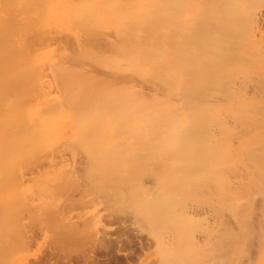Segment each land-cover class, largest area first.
<instances>
[{
  "label": "bare ground",
  "instance_id": "6f19581e",
  "mask_svg": "<svg viewBox=\"0 0 264 264\" xmlns=\"http://www.w3.org/2000/svg\"><path fill=\"white\" fill-rule=\"evenodd\" d=\"M167 22H170L171 26H168L169 23ZM108 25L111 28L113 27V30L110 29V32H114V35H111V37L114 36L115 39L113 37L114 40H107L105 38L107 41H105L103 49L100 46L103 50L100 51L98 37L100 34L104 36L102 30ZM104 37H106V33ZM61 38H65L68 41L71 39L68 43L71 47H66L67 41L65 42L64 39L65 43H62ZM187 39L189 40V44L187 43ZM59 40L62 43L61 45L58 44L60 43ZM188 47L189 49L186 52L185 49ZM84 62H90V64L88 63L90 66L92 63L93 65H98L100 72V67L116 71L127 69L130 73L138 74L139 77L152 80L154 84L151 85L159 86L162 89L165 88L163 89L165 90L163 93H167L168 90V93L170 92L172 96H177L176 100L180 98L182 103L180 102L181 104L178 105L179 102H177L174 105L169 102L170 100L166 99L167 101H164L160 99L157 92L160 93L162 90L154 91L155 94H152L154 93V88H152V93H146L143 89L142 91L139 90L136 84L141 83L138 86H142L143 82L137 83L135 81L139 79H137L138 76H135V79L133 75L134 79L132 78V80L134 81L132 83L135 82L136 84L134 87L132 85L135 89L131 88L130 75L132 74L129 71L126 72L130 74V80L127 77L128 73L124 72L120 80L117 77L118 72L117 74L114 72L116 75L112 76L111 73V80H108L107 77L108 81L106 79L103 80L105 77H102L103 79L100 81L101 78L99 76L100 80L97 81L98 78H94L93 74L91 76L87 74L89 70L85 73L86 71L84 70L86 69L82 67ZM104 69L103 71H106ZM107 72L109 73L108 70ZM95 75L98 76L97 72ZM103 75L104 73L101 76ZM124 77L125 79L127 77V80H129L130 88H127L129 87L127 86V80L124 79L125 82L127 81V85L125 83L122 84ZM252 77L257 79L255 82L259 81L255 88L257 87L256 89L259 92L261 90V94L264 93L262 92L264 90V0H0V167L3 170L4 167L1 166L3 163L17 162L16 160H20L19 158L23 154V156L26 154V157L29 159L33 151V143L31 144V141L39 136L45 142L48 138L50 126L59 127L58 125L61 120L65 121V124H68L70 114L72 113L76 114L78 118L77 125L73 123L75 128H80L82 131L88 133L93 132V130L97 132L103 130L104 132L97 134L94 140L97 143H103L102 145L117 146V150L118 145L120 147V145L126 143L125 139L133 138L132 140H135V143L137 140L143 143L145 141H153L157 138L158 133L161 134L160 129H163V131L161 130L162 132L168 131L170 133L169 130L191 129L193 126L196 130L199 126L203 129L202 127L206 128L208 124L214 123L215 126H219L222 129L220 131L223 134L218 132L222 134L221 136L219 134L221 138L200 139L207 147L204 155H206L208 163L213 164L218 162L217 164H213L215 166L211 168L214 169V172L215 170H220L221 172H219L222 174L221 180L218 179L219 182L216 179L213 181L214 185L216 187L221 186L220 190L224 194V190L230 187L228 186L229 182L226 181L227 179L225 180L227 174L229 176V173H235L234 178L239 179V182H236L237 185H234L235 183H232L234 186L229 185L233 188L237 187L236 190L240 193V196L239 194L235 198H233L235 195L232 196V201L228 199V196L226 206L230 205L233 199L236 200L234 201L235 205H239L238 208L245 207L247 209L249 203L253 207L256 204L264 206V95H259L260 93L256 89L255 92L258 93H255L257 94V98L256 95L254 97L253 92L251 94L250 92L248 93L256 84L253 85L251 83ZM235 80H241V82L249 80L253 86H249V90V87L245 88L247 90L246 93L250 94V97L253 95L252 99H248L249 95L247 94L241 95V91L237 88L234 89L236 93L228 90L230 86H227V83L229 81L237 82ZM119 81H121V87L123 88L116 86ZM140 81H142L141 78ZM147 81L149 80H144V84ZM177 81L180 82L179 85ZM191 83L195 85L194 87L192 86L193 88L191 87ZM118 85L120 86V84ZM238 85L241 87L240 84ZM146 86H148L147 83ZM146 86L144 87L145 89ZM233 87L230 89H233ZM245 88L243 86V91ZM149 89H151V86ZM171 95L169 94L168 96ZM244 96L247 97L245 98ZM222 98L227 103L226 107H220L218 103V105L215 104V99L222 100ZM171 99L173 100V98ZM225 115L231 116L230 118L234 119L231 122L232 128L231 125L227 127L228 123L223 124V120L225 119V117L223 119V116ZM61 124L63 123L61 122ZM114 129H117L114 133L119 132V135H123L124 131L127 130H131L132 132H125L126 136L123 135L125 137L123 138L122 136V141L119 143V141H114L116 135L119 137L118 134H108V132ZM156 131L157 133H155ZM191 131L193 130L191 129ZM86 132L84 134H87ZM169 133H166V135H169ZM95 134H88V136L90 135L91 137ZM168 135L167 142H165H169V144L172 141H176L175 135L179 138L184 137V134L181 135V133L172 135L171 132L172 136L168 137ZM201 135L199 136L201 137ZM199 136L193 139L196 140ZM90 137L86 139V137L79 135L77 140L83 142L88 139L90 140ZM158 137L160 138V136ZM232 137H236L237 139V146L235 148L231 146L233 145L232 143H235V140L234 142L230 141ZM162 138L159 140L162 141ZM34 141L36 143L42 142ZM65 141L68 143V140ZM163 142H157L159 145L155 144L156 146H164ZM45 143L42 145H45ZM77 143L79 144V142ZM69 145L72 146V144ZM102 145L98 147L102 148ZM197 145L199 144L197 143ZM29 146L32 150L29 149ZM165 146L168 145L166 144ZM74 147L76 146L74 145ZM78 147L76 150H78ZM112 147H110L111 150L109 149V151L107 148V151H104V153L102 150L100 155L103 158L109 155V159L113 152L112 149H114ZM26 149L29 151L26 152ZM159 149L161 150L162 148H158L157 151H160ZM172 150H175V148ZM96 151L100 150L96 149ZM114 153L115 158H124L125 156L119 155L121 152L116 153L115 150ZM161 153H163L162 150ZM158 154L160 155V153ZM97 156L94 160L98 161ZM154 156L156 157L157 155L155 154ZM27 158L25 159L28 160ZM103 158H101L99 164H105L102 161H108L107 158L102 160ZM125 159L127 160V158ZM131 159L133 158L130 156L127 162L129 161L130 163ZM32 160L34 161L33 158ZM120 160H116V163ZM24 162L26 161L24 160ZM106 163L116 164L109 161ZM193 163L195 162L193 161ZM123 164L125 163L123 162ZM10 166H7V168L9 169ZM107 166L110 165L107 164ZM21 174L23 175V173ZM229 177L231 178L232 176ZM232 189L231 191H233ZM17 191L16 189L15 192ZM227 191L230 192V190ZM7 192L9 191L4 192V194H8ZM39 192L42 194L46 192V189L44 192L43 189H39ZM4 194L2 193L1 196ZM14 194L12 195L11 193L12 199L10 200H14V196H17L19 193ZM20 195H18V198L21 202L23 199L21 200L22 197L20 198ZM2 197H0V201L5 199ZM4 201L6 202V199ZM12 203L14 202L12 201ZM12 203H10L11 206L13 205ZM36 203V207H33V205L29 206V204H26L27 206L23 205H25L26 209L29 206V213L31 212L32 215L34 211H39L40 214L37 217H40L44 215L43 211L45 209L43 208H46L45 212H47V208L49 207H43L45 204L42 206L44 202H41V210L40 203L39 205H36ZM32 204L34 203L32 202ZM7 205L4 206L7 207ZM36 208L38 210H35ZM19 209H21V206ZM241 209L243 210V208ZM2 210L1 208L0 211ZM42 212L43 214H41ZM4 215H6L5 212ZM41 222L43 223V221ZM39 224V226L42 225L41 223ZM80 224L82 223L80 222ZM72 226L74 228L71 227L73 230V234H71L73 237L79 238L78 240H73V243L76 244L81 243L80 238L84 237V235H88L91 238L92 235L97 234L96 230H94L95 232L92 231L94 225L91 226V231L87 229V225L78 226L77 224L76 226L73 224ZM80 226L86 228L87 231H84L87 233L82 231L84 228L81 229L79 228ZM22 227L17 225L16 222L14 235H16V240L19 243L26 245L33 238L31 239V235L29 234V236ZM4 228H1L0 225V242ZM124 231L127 234L129 232L125 228ZM126 232H123V234ZM103 236V234L101 237L99 235L94 236L96 238L89 248L80 247L81 250L67 252L68 254L64 256L65 251L64 255H62L63 257L61 256L60 259L65 261L62 264H73L75 258L76 264H123L129 258V255L135 252L132 253L131 251L134 249L132 245H135V247L138 245L140 249L145 247V242L141 243V240H139L140 242H135V238L133 237H131L133 238L131 240L129 237L132 235L125 236L124 239L128 240L125 244H120L121 241L118 239L115 240L116 245L114 246L111 245V241L102 238ZM1 246L4 245L2 244ZM1 246L0 257L2 254ZM22 246L25 247L24 245ZM112 249L115 254H119L121 250H129L126 254L121 252L127 257L123 256L124 258L122 259H125L123 263L119 262V259L115 258V256L110 259L109 256H107L109 258H106L104 254H101L102 252L109 253ZM53 252L50 253V256L60 258L59 255H54L56 253ZM97 253L100 255L98 256ZM163 259L165 260V258ZM46 260L45 258L36 259L32 264H45L49 261ZM169 260L171 259L167 261ZM58 261H55V264H60ZM162 263L163 261H161ZM165 263L167 264V262ZM176 263H178V260ZM124 264H129V261Z\"/></svg>",
  "mask_w": 264,
  "mask_h": 264
},
{
  "label": "rangeland",
  "instance_id": "374dc122",
  "mask_svg": "<svg viewBox=\"0 0 264 264\" xmlns=\"http://www.w3.org/2000/svg\"><path fill=\"white\" fill-rule=\"evenodd\" d=\"M167 23H169L168 26H171L170 22ZM109 25L111 26V24ZM109 25L104 28L105 31L107 32L109 31L108 34L107 32L104 31V29L102 30L104 32V36L106 33V37L102 36V34H100L101 36L99 35L98 37V42H100L98 43L100 51L104 48L105 41L109 39L110 40L115 39L114 36H112L114 39L111 37V35H114L113 34L114 32L112 31L110 32V29L113 30V27L111 28ZM67 38L69 37L67 36ZM105 38L107 40H105ZM64 39L65 38H61L62 43L64 42ZM70 40L71 39H69V41L65 39V42L67 41L65 44L66 47L69 46L71 47V45L68 44ZM51 42H55V41H51ZM188 42L189 40L187 39V43ZM62 43L60 41V43L58 44L61 45ZM100 46H102V49ZM187 49H189V47L185 49L186 52L188 51ZM88 63L90 64V62ZM88 63L84 62L82 64V67L86 69L84 70L86 71L85 73H87V71L89 70L88 71L89 73H87L88 75L90 74L91 76L93 74L95 77L94 76L92 77L96 79L98 78L97 81H99L100 78H101L100 81H102L104 77L105 78L103 80H105L106 77L108 78V80H111L110 77L116 75L117 72H118L117 77L120 79L121 76H123L124 72L129 71L127 69L118 70V71L114 69L113 70L110 69L111 70L110 71L109 69L106 68L104 69L103 67H100L101 68L100 69L101 72H100L98 65L96 66V64L93 65L92 63V65L90 66ZM103 69L106 71H103ZM107 70L109 71V73L107 72ZM96 72L98 76L95 75ZM102 73H104L103 76H101ZM127 73L128 72H126V74ZM129 73L127 76L128 78L129 75L132 74L130 75L131 80L129 78L130 83L134 81L132 80L133 75L135 79H136L135 76H138L137 79L138 78L139 79L135 80L137 83L143 82L142 83L143 87L138 86L141 85V83L136 84L135 82H133L134 84L133 83L130 84L131 88H133L136 84L139 90L142 91L143 89L144 91H146V93L147 92L152 93V88H154L153 92L162 90L160 91V93L157 92V95L159 94L158 97H160V99L164 101L170 100L169 102H171L174 105H176L177 102H179L178 105L182 103L180 98H178L179 100L177 99L178 100L177 101L175 99L177 96L176 97L172 96L170 92L168 93V90L167 93L166 92L163 93L165 91L163 89L165 88L162 89L159 86L151 85L154 84L152 80L146 78L147 80H149L146 82L148 84V86H146V83L144 84V80L146 81L145 78L139 77V75L138 74L136 75L135 73L134 74L133 73L129 74ZM105 74H107V76H105ZM127 77L126 79L125 77L123 78L122 84L125 83V85L128 84L127 86H129V80H127ZM140 78L142 81H140ZM124 79L128 81L127 84H126L127 81L125 82ZM249 80L242 82L241 80L240 81L235 80L237 82L229 81V83H227V86H230L228 90H231V92L233 91L234 93H236L234 89L237 88L239 91H241V95H245V94L249 95L248 97L244 96L245 98L246 97L248 99H250L251 97L253 98V95L254 97L256 95L257 98V94L260 93L261 90L259 92L256 89L257 87L255 88V86H257V83H259V81L255 82L257 79L255 78H253V80L251 79L250 81H252L251 83H253V85L256 83L253 86L249 82ZM179 83L180 82L177 81L178 85ZM118 84H120V86ZM118 84H116V86L123 88L121 87L122 86L121 81H119ZM238 84H240L241 87H239ZM144 85L146 86V89L144 88L145 87ZM235 85L237 86L235 87ZM242 85L244 86V88L245 87L248 88L249 86L254 87L251 89L250 87L248 88V90L249 89L252 90V91L249 90L248 93L250 92L251 94V92H253L252 93L253 95L251 97L250 94L246 93L247 91L246 88L244 90L245 91L244 93ZM150 86L151 89L148 90ZM192 86L194 87L195 85L191 83V87ZM232 87L233 89H230ZM127 88H130V86ZM237 89L236 91H238ZM255 89L256 91H258V93L255 92ZM155 92L152 94H155ZM262 92H264V90H262ZM169 94L172 97L168 96ZM259 95H264V93L262 94L260 93ZM171 98H173V100ZM215 100L214 101L216 105L219 104L218 106L220 107L227 106L226 105L227 103L223 98L222 100H218V99ZM226 115L223 116V119L224 117L225 119L222 120H223V124L228 123L227 127H229V125L232 124L231 122H233L234 119L230 118L231 116L229 117ZM76 116L77 115L74 113L70 114V118H69L70 120L68 124H65V121L61 120L60 124L58 125L59 127L55 128L50 126L51 128L48 134V138L45 141L46 143L47 142L49 143V144L47 143L48 145L44 141H42V139L39 136H37L35 139L33 138L36 141H42V142L36 143L34 140L31 141V144L33 143L36 146L32 144L33 151L31 155L29 153L30 155L29 159L26 157V154L25 156H23L24 155L23 154L22 155L23 159H21L22 158L21 157L19 158L20 160H16L17 162L13 161L14 163L9 162V164L3 163L1 165L4 167L3 169L4 172L2 170V167H0L1 168L0 188L2 187L3 189V190L0 189V191L2 190L0 192V197L3 196L2 198H5L6 202L4 201L5 199L0 201L1 202L0 205L3 204L2 207H0V209L1 208L3 209L2 211H0L1 213L0 225L1 228L5 227L3 229L2 232L3 235L1 236V242H0V246L2 244L4 245L1 246L2 254L0 257V264H27V263L32 264L36 259H44V258L49 260V261L46 260L47 262L45 264H55V261L58 260H59L58 263L62 264L65 261L60 259L61 256L64 255L65 251L66 253L64 256L68 254L67 252H71V251L73 252V250L76 251L78 249L81 250L80 247L89 248L92 246L91 243H93V241L96 238L94 236L99 235L101 237L102 234L105 236V237L103 236L102 238L111 241L112 246L116 245L115 240L117 239L121 241L120 244L127 243L128 240L124 239L126 235L128 236L132 235L129 238L131 237L135 238V242L139 240H141V243L145 242L144 243L145 247L141 249L139 248L138 245H136V247L135 245H132L134 249H132L131 251L132 253L134 251L135 252L134 254L129 255V258L125 257V255L122 254V253L125 254L128 253L129 250L128 251L121 250L119 254H115L113 249L110 250L109 253L100 252L101 254H104L106 258L110 257L111 259L113 256H115V258L119 259V262L121 263H123V261L125 260L122 258L125 257L127 258V260H125L124 263H128L129 261V264H161V261H163L164 264H166L165 262H167L168 264L169 262H171V260L174 261H172L170 264H179V263L180 264H264V235H262L264 234V213H262L264 212V206H260L256 204V206L254 205L253 207L250 206L251 204L249 203V207L247 206L248 208L245 209V207L238 208L239 205H235L236 203H234V201L236 200L234 199L233 202H230L232 196L235 195L233 198L237 197L236 195L238 194L240 196V193L236 190L237 187H234L235 189L232 187L234 185H237L239 179L236 177L234 178L235 173L233 174L229 173V176H232L231 178L233 179H231L227 174L226 176L227 178H225V180L227 179L226 181L229 182L228 186L230 187L226 189L230 190V192L225 189L223 194L222 190H220L221 186L216 187L213 182L215 179L216 181L219 182V180H221L222 177L220 170L218 171L215 170L214 172L213 171L214 169L211 168L212 166H215L213 164H217L218 162L210 164L206 159V155H204L206 153L207 147L205 143H203L202 140L200 139L201 138L210 139L211 137H214L215 139L216 138L219 139L218 137H220L223 134V132H221L222 129L219 126L218 128L217 126H215L214 123H212L213 126L212 124H208L206 128L202 127L203 129H201V126H199L197 127L196 130L195 127L193 126L191 127L193 131H191V129L189 128H184L183 130H173V131L169 130L170 133L168 131L162 132L163 129H160L161 134L158 133L157 135L160 136V138L163 137L161 139L162 141L159 140L160 138L158 136L156 139L153 140L154 142L151 140V141H145L144 143L142 141L140 142L139 140H137L135 143L134 142L135 140H132L133 138H129L127 139L128 141L126 139L124 140L126 142V143L123 142L124 145H120V147L118 145V150H117L116 148L117 146L112 147V146H108L107 144H106L107 146L102 145L103 143L102 144L100 142L97 143L94 140V138L97 137V134H101L104 132L103 130H100L98 132L95 130H93L92 132L90 130L91 132L89 131L90 133H88L86 131H82L80 128H75L74 126L77 125L78 123V118ZM61 122L63 124H61ZM73 123H75V125H73ZM232 127L233 125H231V128ZM115 131H117V129L108 132V134L116 135L119 133V132L114 133ZM129 131L132 132L131 130H127L124 131L123 135H125V132L129 133ZM194 131L197 133H195ZM84 132H86L87 134H84ZM171 132L172 135H175L176 133L177 134L181 133V135L184 134L183 135L184 137L179 138L176 137L175 135L176 141H172L170 144L169 142L166 143L167 142L166 139L168 135V134L166 135V133H169L168 137L169 136L171 137L172 136ZM94 133L96 134L91 137L90 135L88 136V134L92 135ZM155 133H157V131ZM79 135L86 137V139L90 137V140L88 139L86 141L81 142V140H77ZM123 135L118 134L119 137H117L116 135V139L114 141H119L120 143L122 141L121 137ZM165 135L166 138L164 139ZM195 135H197L196 137L201 135V137L199 136V138L196 139L197 140L196 141L194 140L196 138ZM125 136H123V138ZM65 140H68V143L72 144V146L69 145ZM163 140L164 142L165 141L166 142L164 143ZM234 140L235 143H232L233 145L231 146L235 148L237 146L236 137L235 138L232 137L230 141L234 142ZM63 141L65 142L63 143ZM230 141L229 143H231ZM43 142L45 143V145H42L44 144ZM74 142L75 143L79 142V144L78 143L75 144ZM157 142L158 143L163 142L164 146L163 145H160L161 147L158 146L159 144ZM139 143H141L142 145ZM155 143L158 145L156 146ZM197 143L199 145H197ZM37 144L39 147L37 146ZM166 144L168 146H165ZM74 145L76 147L73 148ZM101 145L102 148H99ZM203 146H205L206 149ZM77 147L78 150H76ZM110 147L114 148L112 149L113 152L111 153L112 154L111 156L113 157L115 156L114 150L116 151V153L121 152L119 153V155L121 154V156L125 155L124 158L114 157L115 159L113 157L111 158L110 156L109 159L111 161L108 159L109 155L104 156V158H107L108 161L111 163L112 162L116 163V160L121 159L119 162L117 161V163L113 165L110 163H106L108 161L105 160L100 155V152L102 150L104 153V151H107V148L109 151ZM158 148H162L161 150L163 153H161L160 149H159L160 151H157ZM173 148H175L176 151L172 150ZM29 149H31V147ZM96 149L100 151H96ZM163 149L170 151L164 152ZM28 151L29 150L26 149V152ZM172 151L174 152L172 153ZM195 151L196 153H194ZM153 152L158 156V158H156L157 156L156 157L154 156L155 154ZM157 152L160 153V155ZM200 152L202 153L200 154ZM46 155L48 156L45 157ZM94 155L96 156L98 155L97 156L98 161L94 160L96 158V156L94 158ZM130 156L133 159H131L129 163V161L127 162V160L130 158ZM24 157L27 158L30 162L26 160ZM145 157H149V158L145 159ZM32 158L34 159V161L32 160ZM101 158H103L102 160L106 161V162L102 161L106 164V167L105 164L101 162H100L101 164H99ZM125 158H127V160ZM21 160L23 161L20 162ZM24 160L26 162H24ZM193 161L195 163H193ZM123 162L126 165L128 164L130 165L126 166L125 164H123ZM107 164H109L110 166H107ZM7 166H10L9 169L7 168ZM6 169H8L9 171ZM13 170H15L14 173ZM21 173H23V175ZM232 183L235 184L232 185ZM229 184H231L232 186ZM44 188L46 189V192H44L45 191ZM230 188L233 191H231ZM16 189L18 190L17 192H15ZM39 189L40 190L43 189L44 193L40 194L41 192H39ZM6 191H9L7 192L8 194H4V192L6 193ZM2 193L5 195V197L4 195L1 196ZM11 193L12 195L13 193H15L14 195H16V193H19L17 194V196H14L16 199L13 197L14 200H18V201L10 200L12 199ZM226 193L227 195H225ZM6 195H8L9 198L6 197ZM18 195H20V198L22 197L21 200L23 199V201L20 202ZM228 196H229L228 199H230L228 200V202H230L232 205L230 204L226 206ZM27 200L30 203H28ZM31 200H34L35 202ZM12 201L14 203H12ZM8 202L9 204L12 203L14 206L13 205L11 206V204L9 205ZM32 202L34 204H32ZM41 202L44 203L42 204ZM35 203L36 205H39L40 203V207L41 204L42 206L45 204L43 207L45 206L49 207L47 208V212H45L46 208H43L45 210L43 211L44 215H41L42 217L40 216L41 218L37 217L40 214L39 211L38 212L34 211L33 215L31 214V212L29 213L30 211L29 206L33 205L34 207ZM23 204L25 205L29 204V206L27 207L28 209H26L25 205ZM4 205H7V207ZM20 206L21 209L18 210ZM252 207L253 209L251 210ZM241 208H243L244 211ZM35 210H38V208H36ZM4 212L6 215H4ZM43 212L41 214H43ZM33 216H35L36 218ZM32 217L34 220L32 219ZM35 220L37 221L39 220L38 222L41 223L42 225L39 226L40 224ZM41 221H43V223ZM16 222L17 225H20V227H22V225L24 224L22 228L26 230L28 235L29 234L31 235V239L33 238V240H31L29 244L25 245L19 243L16 240V235H14ZM69 222L70 223L72 222L71 225ZM80 222L82 224H80ZM89 222L92 225H90ZM73 224L76 226L77 224L78 226L87 225V229H89L90 231L92 229L91 226L94 225L92 231L96 230L97 234H95L94 236L92 235L93 238L92 237L90 238V236H88L87 234L86 235L88 237L84 235V237L80 238L82 244L73 243L75 240L79 239L75 236L73 237L72 235L73 230L71 229V227L74 228L72 226ZM121 224L122 226H120ZM81 226L79 228L83 229L84 227ZM125 226L128 228H126ZM121 227L128 229V231L131 234L129 232L127 234V232L124 231V228ZM28 229L29 232L31 233L28 232ZM87 229L84 228L82 231L84 230L87 231ZM121 230L123 232H126L124 233L126 235H124ZM133 238H131V240ZM59 241L63 243H60ZM22 245H24L25 247H23ZM52 251H54L53 253H56L54 255L57 256L59 255L60 258L50 256V253ZM112 253L113 255H111ZM99 255L100 254H98V256ZM163 258H165V260ZM166 258L171 260L167 261L168 259ZM177 260L178 263H176ZM73 261H74L73 264H76L75 262L76 258Z\"/></svg>",
  "mask_w": 264,
  "mask_h": 264
}]
</instances>
